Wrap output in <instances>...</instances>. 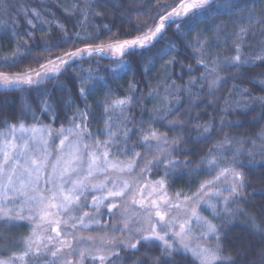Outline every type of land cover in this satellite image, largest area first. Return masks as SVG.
Returning a JSON list of instances; mask_svg holds the SVG:
<instances>
[{
    "label": "snow or ice",
    "instance_id": "1",
    "mask_svg": "<svg viewBox=\"0 0 264 264\" xmlns=\"http://www.w3.org/2000/svg\"><path fill=\"white\" fill-rule=\"evenodd\" d=\"M147 2L155 6V12L148 13L151 23L134 24L136 34L125 30L123 35L129 38L113 34L104 42V30L111 32L114 27L107 20L95 24L93 32L70 34L47 7L0 0V40L14 45L10 54H4L8 50L0 44V69H5L0 71V92L19 93L22 99L16 113L0 112V264H244L253 245L225 243L239 216L247 217L249 239L258 237L255 242L261 244L256 250L261 260L250 264H264V203L250 200L251 196L264 199V188L250 189L251 181L241 170L264 167V160L258 164L255 159L257 154L264 157V129L254 138L224 132L198 156L194 147H188L190 141L213 140L217 126L220 131L241 127L240 121L225 119L229 114L247 115L258 104L264 118V95L239 83L225 98L226 107L219 109L223 116L218 122L193 115L199 107L206 115L208 107L219 103L216 93L228 79L247 77L264 93V71H254L264 69V0ZM117 9L121 15L130 11L117 0H73L65 11L84 28L89 19L113 15ZM205 22L208 27L191 41H181L185 51L180 43L169 41L144 66L146 74L155 61L171 56L161 66L162 83L147 92L158 106L145 115L141 105L140 114H134L135 102L144 97L136 95L140 81L133 80L124 95L109 88L96 101L102 109L101 117H96L88 100L96 96L98 82L106 85L108 81L91 68L83 69L80 61L109 59L108 72L112 79H119L134 72L128 57L155 48L173 24L176 33L187 35ZM40 31L46 34L37 36ZM53 31L60 33L55 39ZM73 37L84 46L46 57L43 63L37 60L38 68L31 64L19 68L35 47L59 50ZM229 43L234 55L221 57L212 51ZM190 58L195 59V67L184 62ZM176 66L183 83H177L170 71ZM197 67L204 69L201 75L184 81L185 70L190 74ZM228 69L233 70L230 76H222ZM49 83L51 88L44 87ZM32 92H36L35 105L28 99ZM205 93L211 99H202ZM45 115L48 124L41 119ZM62 116L64 122L53 127ZM95 119L103 122L98 133L104 140L89 131ZM193 121L194 129L189 130ZM156 124L175 134L168 136ZM153 151L156 154L149 158ZM157 169L158 179L145 180L146 174ZM202 174L211 178L191 195L169 192L172 179ZM202 211H209L211 219ZM21 222L30 231L18 240L9 239L8 233ZM226 247L236 251L226 252ZM154 248H159V254L149 255Z\"/></svg>",
    "mask_w": 264,
    "mask_h": 264
},
{
    "label": "trees",
    "instance_id": "2",
    "mask_svg": "<svg viewBox=\"0 0 264 264\" xmlns=\"http://www.w3.org/2000/svg\"><path fill=\"white\" fill-rule=\"evenodd\" d=\"M22 2H27L31 7H47L51 10L52 13L55 14V18L60 20L63 24H65L69 30V33L72 34L76 31L83 33L85 31L87 32H93L94 31V25L101 23V20H107L110 25L114 24V27H112L111 32H107V30H104V34L101 36V40L104 42L109 41V37L113 34H118L120 39L129 38L123 35V32L125 30L129 32L135 33V29L133 27L134 24H141L144 23H151V16L148 15V13H154L155 12V6L154 4H148L147 0H117L118 3H121L125 9H130V11L124 12L123 15H121V10L117 9L115 10V13L113 15H108L104 18H96L95 21L89 19L85 22V27L80 28L78 20L76 16L66 13L65 9L71 8L73 4V0H47L46 3H41V0H22ZM161 3H171V0H160ZM259 7L257 6V11H259ZM137 9H143V11H136ZM217 20H224L225 17H217ZM128 21H131L129 23ZM21 26L23 27V21H21ZM208 27V23H201L198 24L196 29L192 32H190L187 35H181L179 33L175 32V24L172 25L171 28L167 30L165 33L163 41H159L156 43L155 48H151L150 50H143L142 54L141 51H137L135 54L128 57V60L130 61L131 67L134 70L127 72L126 74H122L119 79H112L111 74L108 72V68L110 65H112V61L109 59H99V57H93L92 59L84 58L82 61L79 62L80 66L83 69H89L91 68L94 72H99L101 76H104L105 79L108 81V83L105 85L103 81L98 82L97 84V94L95 97H89L88 103L91 105L92 111L96 114V117H101L102 109L96 104L97 100H100L103 98V95L105 92L108 91L109 88L115 89L117 92H119L121 95H124L127 93L129 83L133 80H139L140 83L137 85V92L136 95L138 97H144V99L135 102L136 107L133 109L134 114L137 116L140 114L141 111V105L144 106L145 115H147V110L151 109L154 105L158 106V101L154 98H147V92L149 88H158L160 84L162 83L161 78L163 77L164 73L162 71V65H164L165 60L171 59V56L165 57L163 60L155 61V66L151 68L150 71H148L146 74L144 73V66L147 64V61L149 59H152L153 54L156 52L157 49H162L165 44H167L169 41L180 43L182 51L184 50L183 44L181 41H191L192 38L196 35V33L202 29H206ZM232 25H229V28H231ZM46 33L45 31L37 32V36H44ZM58 35H60L59 32L53 31L52 32V38L55 39ZM211 34H209L210 38ZM22 39H27V37H22ZM252 41L249 40V43ZM0 44H2L8 51L4 54H10V50L14 45L9 44L8 39H2L0 40ZM84 44H82L80 41L76 40L74 37L73 39L67 43L64 44L59 50H52V51H45L40 47H35L31 56H28L24 63L19 66L20 69H23L27 67L29 64H31V67L38 68L39 65L36 63L37 60L39 62L43 63L46 57H55L58 55H61L64 50H74L76 47H83ZM212 51L216 52L221 57L223 56H229L234 55L232 51V46L229 43L227 46L220 48V49H213ZM181 59H184L183 55L180 57ZM186 64H192L194 67L196 66L195 59H185L184 61ZM5 69H0V71H4ZM18 69H11L8 71L15 72ZM170 71H174L173 78L176 79L177 83H183V81L179 80L177 78V74H179L180 69L179 66H176L175 69H170ZM204 71L202 67H197L196 71H193L192 73H188L186 70L184 72V81H187L189 79V76H195L199 77L201 73ZM232 69H228L221 72V75L224 77L230 76ZM244 71V70H242ZM254 71H264V69H255ZM253 74L251 70H249V75ZM62 80H66L67 76L61 77ZM244 84L248 88L252 89L257 95H264V93H261L259 89L253 85L249 84L247 77H241L239 80H232L228 79V82L224 84L219 91L216 93V96L219 99V103L208 107L206 109V115H205V109L203 107H199L195 110L193 115L196 113H199L201 116L204 117V120L206 121L208 117H213L217 122L221 119L223 116V113L219 111L220 108L226 107L225 105V98L227 97L228 93L233 90L232 86L233 84ZM44 87L51 88L52 84L49 83L47 85H44ZM238 91V90H237ZM35 96L36 92H32V95L28 97L29 100L32 101L33 105H35ZM202 99H211V97H208L205 93L202 97ZM22 103V99L20 97L19 93H3L0 92V112L3 114H14L18 111L20 105ZM79 106L81 108L84 107L83 103H80ZM184 107H187V105H183ZM254 110H249L247 115H241L239 113H232L225 117L226 120H230L233 122L240 121L242 123L241 127H232V128H225L223 131H220L219 127L217 126L214 134H213V140L205 141L203 143H195V141H190L188 144V147H194L196 149V154L201 155L205 152H207L208 148L212 146L214 141L216 139H220L224 132H228L235 136H244V137H250L254 138L257 133H259L262 129H264V118H260L261 116V109L259 108V105H253ZM14 118V117H13ZM257 118V119H254ZM41 119L45 124L50 123L48 117L42 116ZM64 122L63 116L61 117L60 121H57L53 127L58 128L60 126V123ZM196 122L193 121L191 124H189L187 127L189 130L194 129V124ZM156 127L159 129V131L166 133L168 136H173L175 133L173 131H169L166 127H163L161 124H156ZM103 128V122L101 119H95L92 120V123L89 127L90 131L97 132L98 129ZM178 131V130H177ZM185 139H187V135H185ZM133 140H135V137H133ZM256 143L259 145L261 142L259 140L256 141ZM246 147H251V145H246ZM137 151H141L142 153L145 151L142 148H138ZM156 154L154 151L151 153H148L149 158H151L152 155ZM174 156L179 155L178 153H173ZM122 159H126L124 157H121ZM195 159V157H189ZM245 160H247V157H244ZM257 163L259 164L262 160H264V157L257 154L255 157ZM245 171L246 173V179L251 181L249 188L253 189H259L264 188V167H254V168H243L241 169ZM160 172L159 169L153 170L149 174L150 179H158ZM211 177H208L206 175H183L179 177L178 179H172L170 182L169 191L174 194L176 192H180L182 194L191 195L196 189L199 187V184L205 180L210 179ZM250 200L253 204L259 205L261 203H264V199H262L259 196H251ZM244 207L252 212L254 211L249 205H244ZM259 219V217H258ZM220 223V221L218 222ZM217 223V224H218ZM247 223V217L245 216H239L234 221V227L229 232L228 239L226 240V245L232 244V243H251L253 245V252L249 254V261H245L244 264H250V261H259L261 260V257L256 255V250H258L261 247L260 243H256L255 241L258 240V237H251L249 239V232L246 228ZM30 231L29 226L21 222L20 226L12 229L10 233H8L9 239L15 241L18 240L23 234H26ZM237 237H240V239H236ZM145 249H141V253H143ZM226 252H235L236 249L232 247H226ZM141 253H137V255H141ZM159 254V248H154L149 255L155 256ZM179 259V258H178Z\"/></svg>",
    "mask_w": 264,
    "mask_h": 264
},
{
    "label": "rangeland",
    "instance_id": "3",
    "mask_svg": "<svg viewBox=\"0 0 264 264\" xmlns=\"http://www.w3.org/2000/svg\"><path fill=\"white\" fill-rule=\"evenodd\" d=\"M85 58H87V57H85ZM89 131H90V129H89ZM91 132H93L94 134H96V136H95L96 139H100V140H104L105 139V136L99 135L98 131L97 132L91 131ZM57 144H58V141H57ZM144 178H145V180H151L150 177H149V174H146ZM86 210H88V209H86ZM201 214L203 216L208 217L209 219H211V215H210V212L209 211H202ZM213 222L214 223H218L219 221H213ZM84 234H88V233H84ZM92 234H96V233H92Z\"/></svg>",
    "mask_w": 264,
    "mask_h": 264
}]
</instances>
